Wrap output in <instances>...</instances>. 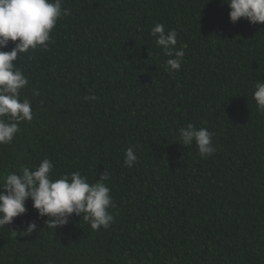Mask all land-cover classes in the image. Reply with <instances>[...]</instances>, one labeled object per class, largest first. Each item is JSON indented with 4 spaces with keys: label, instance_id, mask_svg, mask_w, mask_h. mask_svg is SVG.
Listing matches in <instances>:
<instances>
[{
    "label": "trees",
    "instance_id": "16d2710c",
    "mask_svg": "<svg viewBox=\"0 0 264 264\" xmlns=\"http://www.w3.org/2000/svg\"><path fill=\"white\" fill-rule=\"evenodd\" d=\"M64 6L72 14L48 48L14 62L33 119L0 145V183L44 159L53 179L78 171L95 183L105 172L114 220L92 230L73 215L53 232L29 199L0 228V264H264V113L252 99L264 81V24L230 23L222 0ZM156 24L177 33L179 72L166 69L173 57L155 44ZM189 123L213 133L214 154L179 142ZM31 221L30 236L12 232Z\"/></svg>",
    "mask_w": 264,
    "mask_h": 264
},
{
    "label": "clouds",
    "instance_id": "9594fccd",
    "mask_svg": "<svg viewBox=\"0 0 264 264\" xmlns=\"http://www.w3.org/2000/svg\"><path fill=\"white\" fill-rule=\"evenodd\" d=\"M222 2L229 8L230 23L244 19L250 25L264 24V0ZM71 14L64 0H0V145L12 143L20 131L19 124L33 119L30 101L20 98L28 79L14 62L30 50H46L57 21ZM151 35L164 55L173 57L167 59L166 69L179 72L184 51L176 50V31H165L163 24H156ZM9 42L14 46L10 51H3ZM85 99L95 97L85 96ZM252 99L257 110L264 113V81L255 84ZM178 139L184 146L194 143L202 158L216 150L213 133L206 127L197 128L189 123L178 129ZM124 155V165L132 167L137 161L134 148L128 147ZM52 177L53 163L49 159L42 160L34 169L25 166L19 172L4 175L0 183V228L8 227L14 218L26 214L25 203L29 199L38 217L48 218L44 220L47 230L55 232L66 226L73 215L82 218L92 230L110 226L114 220L110 208L114 205L105 172L95 183L88 182L78 171L58 179ZM36 231L37 224L31 221L23 230L12 232L27 237Z\"/></svg>",
    "mask_w": 264,
    "mask_h": 264
}]
</instances>
